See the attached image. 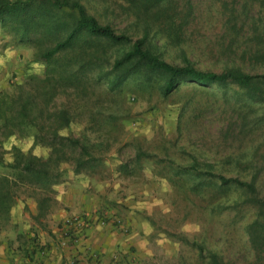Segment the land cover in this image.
<instances>
[{
  "label": "rangeland",
  "instance_id": "1",
  "mask_svg": "<svg viewBox=\"0 0 264 264\" xmlns=\"http://www.w3.org/2000/svg\"><path fill=\"white\" fill-rule=\"evenodd\" d=\"M195 2L180 42L160 33L151 37V49L170 62L187 57L195 66L217 72L264 70V56H254L259 40L252 26L258 14L264 17L262 0ZM87 8L106 21L89 4ZM110 22L123 25L120 19ZM82 42L77 41L71 54L83 52L87 58L94 46L79 48ZM102 44L80 70L78 82H40L43 66L34 61V46L0 27V91L29 90L37 81L45 89L39 87L43 95L37 97L41 121L55 125L51 113L64 109L69 120L59 132L78 139L99 158L79 171L74 158L61 161L53 201L38 219L33 217V188H17L8 219H0V264H42L52 244L41 238H55V227V245L71 249L66 264H207L209 250L228 264H250L253 250L244 226L254 209L235 206L240 192L234 187L216 189L209 179L197 184L191 165L230 175L235 163L228 157L234 153H254L257 162L264 161V132L260 124L251 126L258 103L237 98L232 83L182 81L165 94L158 72L133 73L114 83L112 62L130 42ZM12 143L42 157L49 152L32 136L0 134L4 161L12 160ZM55 214L59 217L54 219ZM99 231L114 239L104 251L92 242Z\"/></svg>",
  "mask_w": 264,
  "mask_h": 264
},
{
  "label": "trees",
  "instance_id": "2",
  "mask_svg": "<svg viewBox=\"0 0 264 264\" xmlns=\"http://www.w3.org/2000/svg\"><path fill=\"white\" fill-rule=\"evenodd\" d=\"M107 1L0 0V27L18 40L34 46V61L43 66L40 82H78L82 77L80 70L93 61V52L99 50L102 41L109 44L130 42L129 48L112 62L114 83H120L133 73L149 76L155 72L164 77L162 91L165 94L176 89L182 81L201 86L211 83L226 86L232 83L238 88L235 92L237 98L258 103L251 126L260 124L259 128L264 132V70L248 72L240 68H228L217 72L199 68L187 57H182L181 63L170 62L150 48L151 37L159 36L160 33L171 41L180 42L185 26L193 17L195 0ZM87 4L99 11L106 21H100L94 13L89 12ZM242 5L245 7L246 4ZM116 19L123 21L121 27L110 22ZM252 26L259 40L254 56L262 58L264 17L258 14L257 23L253 21ZM79 40L83 41L79 48L94 46L87 58L83 52L75 56L71 54ZM39 87L45 92L37 81L31 84L29 90L19 87L16 93L0 91L1 136H32L35 144H43L49 149L46 156L42 157L31 151L25 152L12 143V160L4 161L0 157L1 220L8 219L19 186L33 188L32 194L37 202V212L33 217L38 219L48 213L49 202L53 201L52 185L61 179V161L74 158V169L79 171L84 164L99 160L78 139L59 132L69 120L64 109L51 113L55 125H45L41 121L42 109L37 106V97L43 94ZM70 152L76 154L71 155ZM84 155L87 158L84 159ZM228 158L235 163L231 166L233 172L230 175L219 169H201L191 165L192 175L197 178L196 183L199 185L209 179L216 189L234 187L240 192L235 206L246 205L254 209L253 218L244 226L253 250L250 264H264V161L257 162L254 153L248 156L242 151ZM207 264L228 263L220 253L209 250Z\"/></svg>",
  "mask_w": 264,
  "mask_h": 264
},
{
  "label": "crops",
  "instance_id": "3",
  "mask_svg": "<svg viewBox=\"0 0 264 264\" xmlns=\"http://www.w3.org/2000/svg\"><path fill=\"white\" fill-rule=\"evenodd\" d=\"M54 216V219L55 218H58L59 215H53ZM52 230H54L53 232L55 233V238H52L50 241H48L49 237L48 238H44L42 237L41 239L43 240L42 242H46L45 240H47L48 244H52L48 247L49 251L46 252V254L48 255L47 257L43 258V256L41 257L40 259V262L42 264H66V258H68V254L71 253V249H67V247L65 246L64 248H58L55 244L57 243V240L59 239V235L57 233V227L53 228ZM89 231V229H88ZM87 231V232H88ZM111 234H108L106 232H102V231H99L98 232V235L92 239V242H95V247L96 248H100L102 249V251L105 250V247L106 246H109L110 244L113 243L112 239H111ZM89 238V237H88ZM53 241L55 242L53 244ZM111 246V245H110ZM72 254H75V253H72ZM78 256V255H77ZM80 257V256H78ZM86 263V261H80L79 264H84Z\"/></svg>",
  "mask_w": 264,
  "mask_h": 264
},
{
  "label": "built area",
  "instance_id": "4",
  "mask_svg": "<svg viewBox=\"0 0 264 264\" xmlns=\"http://www.w3.org/2000/svg\"><path fill=\"white\" fill-rule=\"evenodd\" d=\"M67 221H69V220H67Z\"/></svg>",
  "mask_w": 264,
  "mask_h": 264
}]
</instances>
